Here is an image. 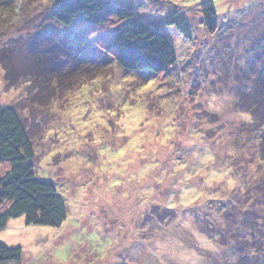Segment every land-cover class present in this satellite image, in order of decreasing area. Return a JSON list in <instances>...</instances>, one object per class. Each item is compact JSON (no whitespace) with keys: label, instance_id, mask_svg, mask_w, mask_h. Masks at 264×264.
Here are the masks:
<instances>
[{"label":"rangeland","instance_id":"obj_1","mask_svg":"<svg viewBox=\"0 0 264 264\" xmlns=\"http://www.w3.org/2000/svg\"><path fill=\"white\" fill-rule=\"evenodd\" d=\"M110 1L166 34L178 60L171 77L125 74L114 62L101 70L73 63L65 49L81 31L50 18L58 0H0V104L20 114L37 177L53 182L69 208L59 229L11 219L0 242L22 248L20 264H217L225 251L237 261L207 225L227 227L225 214L203 202L207 193L242 194L251 174L260 175L252 138L235 140L236 125L249 117L232 108L235 89L225 74L249 69L262 49L264 0H214V35L202 24V0ZM174 6L192 40L166 25ZM53 80L64 86L49 94ZM153 203L172 206L169 220L157 213L144 228L141 216ZM197 204L204 209H190Z\"/></svg>","mask_w":264,"mask_h":264},{"label":"trees","instance_id":"obj_2","mask_svg":"<svg viewBox=\"0 0 264 264\" xmlns=\"http://www.w3.org/2000/svg\"><path fill=\"white\" fill-rule=\"evenodd\" d=\"M198 7L206 32L216 34L219 23L214 0H202ZM166 11V25L176 29L184 39L192 40V26L185 15L175 6ZM49 16L66 29L81 31L77 40L65 46L67 57L80 66L101 70L104 65L114 62L125 74L169 78L177 65L176 49L166 34L143 21L129 7L110 0H58ZM261 46L262 49L254 53V60L248 63L249 69L245 64L231 74H225L229 88L235 89L232 108L249 117L236 125L235 140L240 143L241 135L252 138V158L257 161L260 175L251 174L245 183L246 189L240 187L242 194L228 190L231 191L228 197L218 198L214 193L205 195V207L225 214L228 221L227 227L221 230L211 221L207 224L212 238L223 240L224 246L231 245L232 251L237 253V261H229L228 251H225L222 259H216L217 264H264V44ZM48 62L45 66L53 63L52 60ZM51 71L46 69L43 73L51 75ZM41 78L36 77V81H42ZM53 85L58 91L64 82L53 80L49 94L54 91ZM34 94V98L40 97ZM34 159L32 141L20 114L14 107L0 104V232L11 219L22 217L27 226L54 229H59L68 220L65 198L53 182L37 177ZM229 166L233 168L234 164ZM248 170L246 166L244 172ZM190 207L204 209L203 204ZM162 208L153 203L141 216L144 228L150 227V220L155 219L157 213L162 214L157 216L163 222L169 220L166 212H170L172 206ZM175 212L173 219H178L177 210ZM22 260L21 247H9L0 242V264H20Z\"/></svg>","mask_w":264,"mask_h":264}]
</instances>
